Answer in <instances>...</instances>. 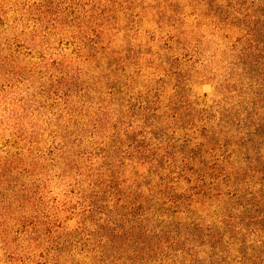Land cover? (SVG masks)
Returning <instances> with one entry per match:
<instances>
[{
	"label": "rangeland",
	"instance_id": "374dc122",
	"mask_svg": "<svg viewBox=\"0 0 264 264\" xmlns=\"http://www.w3.org/2000/svg\"><path fill=\"white\" fill-rule=\"evenodd\" d=\"M263 16L0 0V264H264Z\"/></svg>",
	"mask_w": 264,
	"mask_h": 264
},
{
	"label": "trees",
	"instance_id": "16d2710c",
	"mask_svg": "<svg viewBox=\"0 0 264 264\" xmlns=\"http://www.w3.org/2000/svg\"><path fill=\"white\" fill-rule=\"evenodd\" d=\"M263 6H264V0H263ZM258 31L259 32H257V37L259 40L257 43L258 46H257V52H255V55L260 54V56H256V58H257V60L259 59V61L263 62L261 65L263 67V81H264V16L262 18V22L260 24ZM249 35H251V34H249ZM263 109H264V107H263Z\"/></svg>",
	"mask_w": 264,
	"mask_h": 264
}]
</instances>
